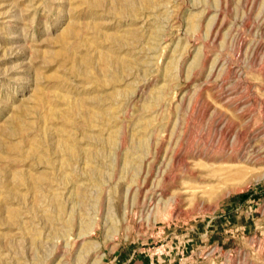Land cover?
<instances>
[{
    "label": "rangeland",
    "instance_id": "rangeland-1",
    "mask_svg": "<svg viewBox=\"0 0 264 264\" xmlns=\"http://www.w3.org/2000/svg\"><path fill=\"white\" fill-rule=\"evenodd\" d=\"M0 264H264V0H0Z\"/></svg>",
    "mask_w": 264,
    "mask_h": 264
},
{
    "label": "bare ground",
    "instance_id": "bare-ground-1",
    "mask_svg": "<svg viewBox=\"0 0 264 264\" xmlns=\"http://www.w3.org/2000/svg\"><path fill=\"white\" fill-rule=\"evenodd\" d=\"M122 6H123V4H122ZM69 31H71V30H69ZM73 34V32H70V34ZM84 61V63H87V64H89V62H90V60L87 58V59H85V60H83ZM109 63H111V60L108 58V57H103V66H104V69H108V65H109ZM14 149H17V146H15V147H13ZM33 188V187H32Z\"/></svg>",
    "mask_w": 264,
    "mask_h": 264
}]
</instances>
